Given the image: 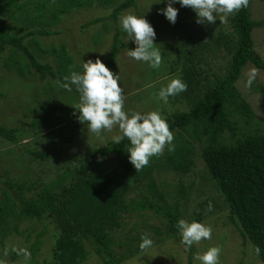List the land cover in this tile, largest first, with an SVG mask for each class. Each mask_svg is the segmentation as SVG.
Segmentation results:
<instances>
[{"label": "rangeland", "instance_id": "374dc122", "mask_svg": "<svg viewBox=\"0 0 264 264\" xmlns=\"http://www.w3.org/2000/svg\"><path fill=\"white\" fill-rule=\"evenodd\" d=\"M31 1L34 0H16L18 4L26 5L22 11H13L0 5V18L15 36L23 35L31 27H40L28 19V14H35L27 3ZM121 1L123 0H113L109 5L94 2L91 6L76 9L70 14L60 16L56 24L49 28L57 31V35L27 37L22 43L38 61L48 62L54 66V70L57 58L50 52L43 53V50L63 46L69 56L64 75L66 77L72 72L82 73V64L89 59L95 62L99 58L104 62L116 29L119 31L121 45L115 57L114 70H109L120 77L118 83L123 89L124 110L129 116L133 112L144 114L157 111L165 118L174 112L187 111L189 105L182 98L184 92L169 97L167 103L158 98V93L171 80L180 79V65L175 63L176 54L184 50L183 47L186 51L190 50L197 41L205 43L211 51L201 52L204 59L197 67L206 70L207 77L213 73L221 74L225 70L227 54L221 42L217 41L216 48L215 41L220 35L230 33L228 20L227 23H220L217 17L214 24H197L195 12L176 3L172 6L178 9V16L176 23L172 24L164 15L159 14L161 9L167 7L166 0H137L135 9L122 11L113 22L109 16ZM249 10L252 20L262 22L261 26L252 30L251 38L254 51L264 62V0H250ZM127 14L138 18L144 16L154 28V44L160 48L162 54L159 68L152 69L148 63L125 55L127 49L134 50L136 47L128 40L127 33L120 25L119 18ZM101 18L104 20L87 28L81 27L87 21ZM205 40L207 41L204 42ZM8 59L24 61L23 56L14 49L7 47L0 53V126L13 129L16 140L15 143H10L0 138V201L3 191L12 195V191L4 186L3 181L10 180L31 187L30 192L25 191L26 196L36 194L40 187L47 185L60 174L65 166L77 164L84 151L100 148L114 141L113 137L117 134L116 131L102 132L101 138H97L87 131L86 126L78 120L79 112L73 108L79 102V93L74 85L72 92L61 86L65 83L64 77L39 81L33 70L20 77L15 70L4 67ZM252 68L254 67L250 64L243 67L235 88L250 106L253 122L257 123L259 130L264 131V73L258 70L252 86L247 88V73ZM192 148L193 168L181 181L172 173L154 174L157 183H163V191L168 196L180 185L187 188V184L191 182L187 201H178V207L182 211L179 220L183 219L188 223L198 220L212 229L211 239L202 240L191 247V264H199L193 259L194 255L202 254L211 247L220 249L219 264H262L248 243L242 245L237 230L228 223L227 209L219 194L204 179L205 172L199 158L198 145L194 143ZM31 151L48 157L38 159L31 155ZM87 160L83 159L84 162ZM116 165V160L110 158L103 160L100 168L113 169ZM137 194L138 190H134L128 194V198L138 197ZM171 198H166L165 201L172 204L174 200ZM153 229L160 231L161 235H155ZM164 229V220L151 211L122 215L119 229L113 233V241L119 245L114 248L115 254L122 255L126 248L131 247L137 252L123 259L120 264H187L188 251L180 243L179 236L169 235ZM39 233L41 236L36 238ZM145 233L153 244L146 252H142L139 245L141 236ZM56 235L53 224L48 220L20 222L16 231L0 239V260L5 261V264L52 262L51 249ZM37 240L40 245H37ZM83 244L85 260L81 264H101L92 247L85 242ZM36 245L37 250L32 254V247ZM6 247L9 249L7 256L4 255ZM13 247L26 248L31 253L30 260L25 261L22 255H17L12 260V256L16 254L11 250Z\"/></svg>", "mask_w": 264, "mask_h": 264}, {"label": "trees", "instance_id": "16d2710c", "mask_svg": "<svg viewBox=\"0 0 264 264\" xmlns=\"http://www.w3.org/2000/svg\"><path fill=\"white\" fill-rule=\"evenodd\" d=\"M112 1L27 2L35 13L31 16L28 14V19L40 27H31L19 36L10 33V27L4 25L0 18V53L8 47L24 58L23 62L17 58L8 59L4 67L15 70L20 77L33 70L39 81L63 78L69 64V56L63 46L43 50V53L50 52L57 58L54 70V66L48 62L38 61L22 41L32 36L57 35V31L49 28L56 24L60 16L91 6L94 2L109 5ZM136 1H121L109 18L115 22L122 11L135 9ZM0 5L13 11H22L26 6L24 3L18 4L16 0H0ZM249 5L228 17L230 33L220 35L215 41L216 48L217 41L221 42L228 57L221 74L213 73L207 77V71L197 67L204 59L201 52L211 53L205 43L197 41L190 50L186 51L183 47L184 50L176 54L175 63L180 65V79L187 84L182 98L189 109L163 118L175 135L174 150L169 151L171 146H166L162 156L152 157L149 165L137 173L128 159L130 142L127 139L119 144L111 141L100 148L84 151L77 164L65 166L36 194L26 196L25 191L30 192L31 187L10 180L3 181L12 195L3 191L0 201V239L16 231L20 222L48 220L57 235L51 249L52 262L43 261L41 264H81L85 260L83 242L92 247L101 264H120L137 252L131 247L126 248L122 255L115 254L114 248L119 245L113 241V233L119 229L124 214L151 211L164 220V231L179 236L176 224L182 211L178 201H187L191 182L187 188L180 185L168 196L163 191V183H157L154 174L172 173L181 181L192 171V147L196 143L205 172L204 179L212 190L217 191L225 205L228 223L237 230L242 245L248 243L264 264V131L259 130L257 123L253 122L250 106L235 88L246 64L264 73V62L254 51L251 38L252 30L261 26L262 22L251 19ZM102 20L93 19L81 27L87 28ZM120 45L119 31L115 29L103 62L111 71L114 70ZM14 132L0 126V138L10 143L16 141ZM30 153L41 160L48 157L34 151ZM84 158L88 160L84 162ZM110 158H114L117 165L113 169L100 168L102 161ZM134 190H138V197L128 198V194ZM169 197L174 200L172 204L165 201ZM153 231L155 235H161L160 231ZM39 236L41 233L36 238ZM36 242L40 245L39 240ZM37 245L32 247V254L37 250ZM16 256L14 254L12 260ZM187 258V264H191V248Z\"/></svg>", "mask_w": 264, "mask_h": 264}, {"label": "clouds", "instance_id": "9594fccd", "mask_svg": "<svg viewBox=\"0 0 264 264\" xmlns=\"http://www.w3.org/2000/svg\"><path fill=\"white\" fill-rule=\"evenodd\" d=\"M166 2L167 7L161 9L159 14L164 15L172 24L176 23L178 16V9L172 6L176 3L182 8L194 11L197 24H214L218 20L217 17L220 23H227L230 15L249 5V0H166ZM119 19L128 40L136 45L134 50L127 49L125 55L136 61L148 63L152 69L159 68L162 54L160 48L154 44L156 33L151 24L144 16L138 18L132 14L122 15ZM82 67V73L72 72L70 76L64 77L65 83L61 86L68 92H72V86H75L79 93V102L73 108L79 112L78 120L86 126L88 132L101 138L102 132L116 131L113 140L117 144L127 139L130 142L127 149L128 159L137 173L149 165L152 157L162 156L166 146H171L169 151L174 150L173 132L159 112L144 114L133 112L129 116L124 110L125 99L123 89L118 83L119 75L112 73L99 58L95 62L91 59L83 62ZM257 74L256 68L247 73L245 87L252 86ZM186 90L185 82L173 79L166 87L160 89L158 98L167 103L169 97ZM176 227L185 251L202 240L211 239V227L200 222L188 223L181 219ZM152 244L153 241L148 238L147 233L141 236L139 248L142 252H146ZM11 250L17 255H22L25 261L31 258V253L26 248L13 247ZM256 252L259 254L258 247ZM8 254L9 249L6 247L4 255ZM219 255L220 249L211 247L202 254L194 255L193 259L199 264H219ZM0 264H5V261L0 260Z\"/></svg>", "mask_w": 264, "mask_h": 264}]
</instances>
